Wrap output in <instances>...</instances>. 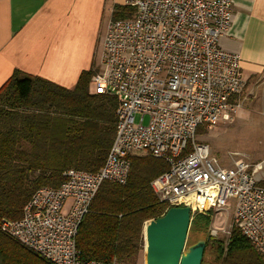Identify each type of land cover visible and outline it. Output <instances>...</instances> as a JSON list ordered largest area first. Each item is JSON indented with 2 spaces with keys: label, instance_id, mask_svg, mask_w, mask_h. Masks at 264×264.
Masks as SVG:
<instances>
[{
  "label": "built area",
  "instance_id": "2783aa9c",
  "mask_svg": "<svg viewBox=\"0 0 264 264\" xmlns=\"http://www.w3.org/2000/svg\"><path fill=\"white\" fill-rule=\"evenodd\" d=\"M124 3L132 15L108 23L99 68L90 77L95 93L117 100L103 164L96 171L64 170L57 187L32 192L19 219L1 217L0 231L51 264H117L83 259L78 226L103 182L125 184L131 157L150 155L166 164L149 182L164 212L231 208L233 226L264 259V179L257 175L264 164L234 158L223 164L195 140L199 127L227 118L230 98L245 84L239 55L219 46L231 0Z\"/></svg>",
  "mask_w": 264,
  "mask_h": 264
},
{
  "label": "trees",
  "instance_id": "16d2710c",
  "mask_svg": "<svg viewBox=\"0 0 264 264\" xmlns=\"http://www.w3.org/2000/svg\"><path fill=\"white\" fill-rule=\"evenodd\" d=\"M119 11L126 13L127 7L116 6L114 19L127 15ZM92 73L82 72L72 90L19 71L0 86V218L20 217L32 192L59 185L67 168L96 171L103 164L114 136L117 100L88 93ZM165 169L162 159L134 157L125 184L100 185L77 230L83 259L120 262L137 255L143 221L161 216L166 207L149 185ZM210 212L191 214L189 231H204ZM214 240L209 235L205 247ZM215 248L216 264H264L234 226L226 243L217 241ZM203 256L204 250L200 264ZM0 264L51 263L0 231Z\"/></svg>",
  "mask_w": 264,
  "mask_h": 264
},
{
  "label": "crops",
  "instance_id": "0c3cea01",
  "mask_svg": "<svg viewBox=\"0 0 264 264\" xmlns=\"http://www.w3.org/2000/svg\"><path fill=\"white\" fill-rule=\"evenodd\" d=\"M116 6L124 0H0V86L19 71L74 89L82 72L99 68ZM231 7L219 46L239 55L246 79L264 72V0H231ZM131 13L127 7L115 19ZM87 89L94 93L90 81Z\"/></svg>",
  "mask_w": 264,
  "mask_h": 264
},
{
  "label": "rangeland",
  "instance_id": "374dc122",
  "mask_svg": "<svg viewBox=\"0 0 264 264\" xmlns=\"http://www.w3.org/2000/svg\"><path fill=\"white\" fill-rule=\"evenodd\" d=\"M231 102L227 110V118L221 119L209 127H199L195 133V140L206 143L212 154L223 164H231L232 158L246 161L253 166L264 164V72L246 78L243 90ZM257 175L264 179V165L258 170ZM260 181L264 183V180ZM44 186L57 187L58 185ZM69 202L67 201L64 210H66ZM209 211H212V213L210 212V225L200 233L190 232L188 228L186 245L197 238L206 240L210 235L215 240L204 247L203 259L205 264H216V243L217 241L222 244L226 243L233 227V211L231 208L219 211L209 209L204 213ZM149 220L151 219L144 220L142 223L138 237L139 251L137 255L130 260L120 262L115 260L117 264H145L144 225Z\"/></svg>",
  "mask_w": 264,
  "mask_h": 264
},
{
  "label": "water",
  "instance_id": "95a60500",
  "mask_svg": "<svg viewBox=\"0 0 264 264\" xmlns=\"http://www.w3.org/2000/svg\"><path fill=\"white\" fill-rule=\"evenodd\" d=\"M190 223L187 206L169 207L144 225L145 264H200L205 239L186 245Z\"/></svg>",
  "mask_w": 264,
  "mask_h": 264
}]
</instances>
